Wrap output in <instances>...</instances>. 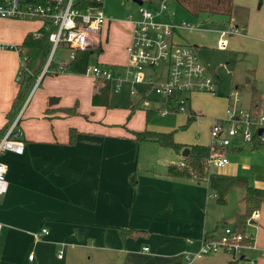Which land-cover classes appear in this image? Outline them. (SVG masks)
<instances>
[{
  "label": "crops",
  "instance_id": "crops-1",
  "mask_svg": "<svg viewBox=\"0 0 264 264\" xmlns=\"http://www.w3.org/2000/svg\"><path fill=\"white\" fill-rule=\"evenodd\" d=\"M226 17L215 30L194 28L179 33L196 47L225 52V64L236 77L225 95H191L220 103L225 115L233 106L230 94L238 101L235 108L248 110L250 93L255 90L257 112L264 116V0H232ZM114 22L106 17L100 46L93 51L96 57L103 55L112 37H123V51L128 44L129 24L125 20L124 32L117 35ZM40 27L38 20L0 18V43L10 47L0 50V129L19 83L15 80L17 52L11 48ZM225 30L232 33L223 38L219 49V34ZM194 31L199 32L190 36ZM125 59L124 55L123 62L107 65L96 60L94 65H105L119 74ZM207 68L216 82L214 67ZM36 79L13 118L18 117L22 153L0 156L7 182L6 192L0 195V264H227L235 259L236 264H264L259 257L264 252V199L244 229L253 250L236 258L226 253L184 258L198 251L202 239H215L224 226L232 227L244 212V190L228 188L224 204L219 205L206 181L166 176L167 167L182 163L181 153L134 140L130 132L145 129L173 132V141L183 146L209 145L177 139L175 132L183 122L176 129L155 126L152 116L145 122V110L160 115L162 97L154 94L161 102L151 109L145 101L151 91L139 86L131 96L128 86L122 85L126 97L121 106L113 107L109 98L108 107L92 106L95 82L87 76L65 71ZM189 97L184 111L195 115L199 110L191 109ZM50 98L55 101L48 105ZM139 101V107L132 109ZM71 108L74 115L63 113ZM131 110L134 113L127 118ZM70 130L77 133L73 144L68 143ZM223 154L227 165L209 170L208 175L241 177L247 186L264 190V150L239 144Z\"/></svg>",
  "mask_w": 264,
  "mask_h": 264
},
{
  "label": "built area",
  "instance_id": "built-area-1",
  "mask_svg": "<svg viewBox=\"0 0 264 264\" xmlns=\"http://www.w3.org/2000/svg\"><path fill=\"white\" fill-rule=\"evenodd\" d=\"M94 1L97 5L79 10L73 7L74 0H0V18L38 20L41 24L39 31L46 34L49 45L38 77L47 73L61 74L65 72L66 63L73 60L75 52L97 49L100 46L101 28L106 17L101 0ZM137 6L138 17L132 18L130 14L126 16L130 35L124 49L126 59L121 72L115 74L110 67L92 65L87 66L83 75L92 81L109 83L110 90L114 93L122 85H127L128 94L132 96L137 93V87H144V90L164 99L161 116L184 111L187 99L193 93L214 96L215 82L208 68L200 61L195 49L183 43L185 40L179 36L180 31H191L194 27L184 19H175V10L166 0L157 3L142 1ZM36 33L37 31L33 33V37H36ZM231 33L232 30L220 32L217 43L219 49L223 48V38ZM8 48L10 47L0 43V50ZM11 49L17 52L19 66L15 80L19 82L21 73L25 71L26 58L22 49ZM57 50H67L66 59L56 56ZM229 100L233 106L225 110L224 117L210 121V154L205 164L215 170H221L227 165L223 154L226 149L239 144L264 142V116L258 112L235 108L238 101L233 94L229 95ZM17 120L18 117L13 119L0 136V156L5 152L15 155L22 153ZM5 170L0 162V195L7 189ZM253 249L254 245L248 234L237 233L232 227L224 226L217 238L202 239L198 251L184 258L216 253H226L236 258L243 257L245 251ZM60 257L61 251L57 255V258ZM259 257L264 258V252H260ZM28 259H31V255Z\"/></svg>",
  "mask_w": 264,
  "mask_h": 264
},
{
  "label": "trees",
  "instance_id": "trees-1",
  "mask_svg": "<svg viewBox=\"0 0 264 264\" xmlns=\"http://www.w3.org/2000/svg\"><path fill=\"white\" fill-rule=\"evenodd\" d=\"M147 3H157L161 0H142ZM167 1V0H166ZM171 4H175L186 11L188 14L196 16L200 12L216 13L220 15L229 16L232 10V0H169ZM97 5L94 0H74L73 7L79 10H84L88 7ZM18 48L23 50L25 55L24 69L21 73V80L18 83L17 91L11 102L9 111L5 114V125L0 129V136L3 134L8 125L13 121L18 108L23 103L29 90L43 66L46 58L49 45L46 40V34L42 30H38L36 37L33 34H27ZM89 49L84 52H75L73 60L66 63L64 70L72 74L83 75L88 66L90 53L97 51ZM23 71V70H22ZM95 88L91 96L92 106L108 107V98L110 93V85L105 81H94ZM259 102L258 93L252 90L250 93L249 111L257 112ZM140 101L132 107L137 109ZM65 115H74V108L65 109ZM134 111H129L127 118H129ZM145 122L147 123L153 115L152 111H144ZM195 115L189 114L186 116L184 125L178 130H184L193 120ZM136 142H153L158 146L168 149L169 151L179 154L184 149L188 150V155L183 157L182 165H172L167 167L166 176L169 178L192 180L196 182H207L210 189L213 191L215 201L222 205L226 200V192L230 187H240L244 190V212L234 219L232 229L237 233H244L246 221L255 212L261 201L264 199V190L255 189L247 186L245 179L241 177H223L216 174L208 175L206 172V158L210 154L209 146H183L173 141V132L157 133L147 130L139 132H130ZM68 143L73 144L77 133L70 130L68 134ZM252 150H264V142H254L251 145ZM134 177H131L130 183L134 185ZM130 234V233H127ZM232 258V257H231ZM236 260V259H235ZM232 260L227 264H236L237 260Z\"/></svg>",
  "mask_w": 264,
  "mask_h": 264
},
{
  "label": "rangeland",
  "instance_id": "rangeland-1",
  "mask_svg": "<svg viewBox=\"0 0 264 264\" xmlns=\"http://www.w3.org/2000/svg\"><path fill=\"white\" fill-rule=\"evenodd\" d=\"M169 1V0H167ZM173 9L175 10V19H184L185 22L190 23L195 29L199 31H207V30H215L219 26V23L222 20H226L227 17L225 15H220L216 13H204L200 12L196 16L188 14L182 8L175 4H171L168 2ZM102 11L106 17H110L111 19H115L116 25H114L117 30L118 34L121 35L124 30L122 31V27H124V22L126 20V16L128 14L131 15L132 18L138 17L137 13V4L132 2L131 0H101ZM126 23V22H125ZM199 31H194L190 34L196 35ZM111 33V27L110 31ZM101 37H103V33L101 32ZM183 38V37H182ZM184 39V38H183ZM185 40V39H184ZM108 48H104V53L101 56L96 57L95 52L90 53L88 67L95 64L96 60L100 63L107 64H114L120 61L123 62L124 51H123V37H117L115 39L109 41ZM182 43V42H180ZM183 43L188 44L189 46L193 47L197 53L198 58L200 61L207 67L215 69L218 80L215 82V94L218 96H222L224 93L227 94V88L232 86L231 83L236 81L235 74L232 77L231 75V67L230 65L226 66L225 59L228 57L227 54L223 51H218L213 48H204V47H196V43H191L190 40H185ZM210 46H213V42L211 41ZM68 54L67 50H57L56 56L60 55L63 59H66ZM105 66V65H102ZM107 67V66H106ZM124 88H122L118 93H114L110 90L109 93V100L111 105L114 107L115 104L122 105L123 98L126 97L124 94ZM152 93V92H151ZM153 94V93H152ZM149 94L145 101L148 103L149 108H156L160 104V97L157 98L154 94ZM222 94V95H220ZM225 95V94H224ZM135 100V97L132 98ZM187 103V102H186ZM189 103L192 110H199L195 111L194 120L184 129L178 130L175 132L176 138L180 139L181 141L186 142H195L198 140L199 142H209V128H210V119L211 118H223L224 111L222 114V106L220 103H212L207 101L205 98H201L198 96L191 95L189 97ZM226 107V105H225ZM225 110V108H224ZM190 111H178L177 113H170L161 117L158 113L152 115L151 122L155 124V126L161 127H174L176 129L178 125L183 122L185 123V117L188 116ZM198 114V115H197ZM222 114V115H221ZM209 159L208 157L206 160ZM206 166V172L213 170L211 166Z\"/></svg>",
  "mask_w": 264,
  "mask_h": 264
},
{
  "label": "water",
  "instance_id": "water-1",
  "mask_svg": "<svg viewBox=\"0 0 264 264\" xmlns=\"http://www.w3.org/2000/svg\"><path fill=\"white\" fill-rule=\"evenodd\" d=\"M132 2L136 3L137 5L141 4L142 0H131ZM55 100L50 98L48 99L47 101V104L48 105H51ZM188 155V150L187 149H184L182 152H181V156L182 157H186ZM251 223V222H250Z\"/></svg>",
  "mask_w": 264,
  "mask_h": 264
}]
</instances>
